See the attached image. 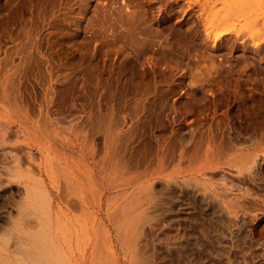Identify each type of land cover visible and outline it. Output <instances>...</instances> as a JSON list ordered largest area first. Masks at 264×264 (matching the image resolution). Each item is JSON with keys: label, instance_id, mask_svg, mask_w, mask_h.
<instances>
[{"label": "rangeland", "instance_id": "374dc122", "mask_svg": "<svg viewBox=\"0 0 264 264\" xmlns=\"http://www.w3.org/2000/svg\"><path fill=\"white\" fill-rule=\"evenodd\" d=\"M205 1L0 0V264H264V22Z\"/></svg>", "mask_w": 264, "mask_h": 264}, {"label": "bare ground", "instance_id": "6f19581e", "mask_svg": "<svg viewBox=\"0 0 264 264\" xmlns=\"http://www.w3.org/2000/svg\"><path fill=\"white\" fill-rule=\"evenodd\" d=\"M217 4L220 5V7L222 9H224V8L226 9V11L220 16H215L216 13H212V12L210 13L209 12L210 9L214 6H216ZM202 10L208 12V15H209V18H207L206 22H205V24H206L205 30H208L209 32H211L212 36L216 39H220L222 36L227 35V34H231L233 36H239L242 33H244L243 30L247 29V27L252 22L258 23L259 20L264 22V0H207L202 5ZM261 12L263 13V15H260ZM217 13H220V12H217ZM235 16H236V20L238 21V23L237 24H234V23L231 24L230 20H232V18L235 19ZM206 35H208V33H206ZM258 47L259 48L255 49L256 54H260V53L264 54V51H262L263 50L262 46L259 45ZM263 59H261V57H260V60H263ZM260 70L263 71V69H260ZM262 80H264V79H262ZM253 95H254V93H253ZM249 97H251V95ZM247 129H248V131L250 130L249 128H247ZM253 131H254V129H253ZM253 131H252V133H253ZM237 132L238 131H236V133ZM221 133H223V132H221ZM240 133L241 132L236 134L235 138H237V139L242 138L243 144H245L244 142H246V141H248L250 143L252 141L253 142L256 141V140H253V137L250 136V133L247 134L248 137H246V138H244L242 135L240 136L239 135ZM254 138L256 139L255 136H254ZM254 144H255L254 147H256V143H254ZM249 146H250V144H249ZM250 148H251V146H250ZM254 149H256V148H254ZM244 156H243L244 160H245V158H247L249 164H250V162H255L256 154L252 155V153H251V155H250V152H247ZM247 160H245V161H247ZM247 167L248 166H246L245 169H247Z\"/></svg>", "mask_w": 264, "mask_h": 264}]
</instances>
